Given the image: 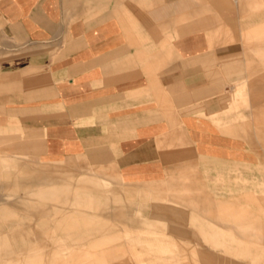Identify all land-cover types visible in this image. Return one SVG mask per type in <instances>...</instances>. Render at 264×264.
<instances>
[{
	"label": "crops",
	"instance_id": "crops-1",
	"mask_svg": "<svg viewBox=\"0 0 264 264\" xmlns=\"http://www.w3.org/2000/svg\"><path fill=\"white\" fill-rule=\"evenodd\" d=\"M0 144L87 174L64 183L3 159L1 197L24 195L12 208L42 219L3 229L14 215L0 207V255L55 247L81 252L44 253L57 264H146L178 251L182 264H264L251 212L222 201L203 209L213 217L176 210L204 204L189 195L202 169L214 177L264 154V0H0ZM114 183L173 210L112 223Z\"/></svg>",
	"mask_w": 264,
	"mask_h": 264
},
{
	"label": "rangeland",
	"instance_id": "rangeland-1",
	"mask_svg": "<svg viewBox=\"0 0 264 264\" xmlns=\"http://www.w3.org/2000/svg\"><path fill=\"white\" fill-rule=\"evenodd\" d=\"M240 95L243 96V93L240 92ZM232 108L234 110H237L240 102L244 97H232ZM241 103H244L242 101ZM262 142V141H261ZM260 146L262 143L259 144ZM260 150H264V146L260 148ZM3 151L8 152V147L5 145L0 144V168L2 167V161L3 159L7 158L8 160L12 162H16L18 165L20 164L23 167H26L27 169H30L33 173L40 171V172H52L54 171L56 176L60 179V182L64 183H73L76 178L84 177L86 176V172L82 171L83 167H81L80 162L72 159H68V161H60V162H46L42 159L38 158H14L10 157L8 155H5ZM11 153V152H10ZM13 154V153H11ZM261 160L258 161V164L250 165V164H239L236 163V166H231L228 168L225 165L223 166L222 170L217 171L216 174H211V171H207L205 169L203 170V180H201L199 177L197 180H199V189L197 191H190V196H199L202 198V202L204 204L200 205L197 208L192 207H184L183 209L176 208V210L181 214L180 218L178 219H184L186 220L189 216V212L195 210L198 211L202 215H205L207 217H213L208 212H205L203 209H207L208 205H211L213 207L219 205V202H223L221 205H226L229 210H238L240 212H251L253 214V218L251 220V223H257L260 227L264 228V154L261 156ZM206 160V159H203ZM72 163H74L72 165ZM77 163V164H76ZM234 167V168H231ZM247 168H251V170H248ZM71 170V172L68 173V175L64 174L63 172L67 170ZM112 195L110 196V199H117L118 197L121 199L120 204L114 205V203H110L111 207H114V210L110 211V214L112 216L111 222L112 223H120L122 225H127L129 218L137 221L139 217H137L134 214V210L137 208H140L141 213L145 216L147 220L156 219L155 214H162L167 215L169 210H173L172 206L169 205H163L161 202H158V200H150L147 201V199L143 201H138L136 199L128 200V196L123 192V190H126L127 187L118 183H114L112 186ZM1 191V190H0ZM1 192H0V200H1ZM23 197L27 198L24 195L18 196V197H11L7 198L6 200L0 202V207H6L8 213L13 214V217H10L7 219V223H9L8 226H4L5 228H14L18 229L19 231L37 227L38 222L42 218H34L27 215V213L20 209H13L12 207L18 204V198ZM103 197V196H102ZM246 197V199H245ZM27 200V199H26ZM232 200V203L230 204L229 201ZM166 208V209H165ZM175 209V208H174ZM169 219L175 220L176 218L172 215V213L169 212L168 215ZM162 219V217H160ZM18 220H22L20 224H15ZM163 220L165 218L163 217ZM224 224L225 222H220V224ZM170 226L175 225L174 223H169ZM194 234V232H192ZM191 233V234H192ZM25 234V233H23ZM197 235L198 233L195 232ZM182 234H175L173 232L165 231L163 234H160L159 236H165L166 238L169 237V239L178 241V242H196L198 240L197 237L188 238L183 237L181 238ZM158 236V237H159ZM174 236H179L174 237ZM203 249L207 251H217V253L222 254L221 249L214 250L213 248H210L208 245L202 244ZM187 248V247H185ZM58 251L59 256H68L70 254H78L81 252H78L76 250H73L71 248L63 249V248H38L36 252H24L21 251L17 252L15 255L10 251L2 252L0 255V264H9L8 259H14L17 258L21 264H28L27 261H33V264H42L38 261H46L43 264H57L55 262L57 257L51 258L47 254L51 251ZM182 255L176 251L173 255L163 256V257H156L152 260H146L144 263L146 264H182ZM51 261H54L51 263ZM239 261L242 264H252L251 260H243L239 259ZM26 262V263H25ZM38 262V263H35ZM71 264H88L87 263H71Z\"/></svg>",
	"mask_w": 264,
	"mask_h": 264
}]
</instances>
